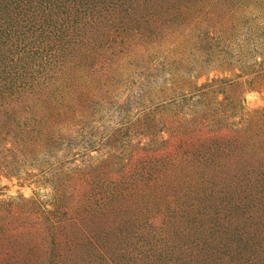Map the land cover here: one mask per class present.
<instances>
[{
  "label": "rangeland",
  "instance_id": "1",
  "mask_svg": "<svg viewBox=\"0 0 264 264\" xmlns=\"http://www.w3.org/2000/svg\"><path fill=\"white\" fill-rule=\"evenodd\" d=\"M0 264H264V0H0Z\"/></svg>",
  "mask_w": 264,
  "mask_h": 264
}]
</instances>
